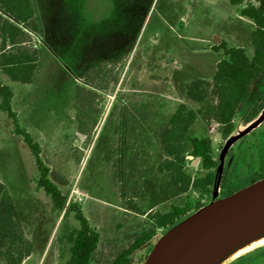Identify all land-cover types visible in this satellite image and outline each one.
Returning <instances> with one entry per match:
<instances>
[{
    "label": "rangeland",
    "instance_id": "rangeland-1",
    "mask_svg": "<svg viewBox=\"0 0 264 264\" xmlns=\"http://www.w3.org/2000/svg\"><path fill=\"white\" fill-rule=\"evenodd\" d=\"M32 2L39 25L32 42L41 50L36 76L26 86L0 78L14 89L13 108L21 127L40 144L49 178L68 201L79 203L99 233L97 264H106L150 228L149 214L172 205L194 209L263 173L264 82L253 89L252 102L262 105L258 115L248 121L252 103L246 104L227 139L220 138L213 118L212 76L217 61L225 58L213 35L252 56L253 23L239 15L238 6L228 0ZM195 79L209 83L201 103L187 95ZM180 103L196 113L184 141L185 171L192 177L204 173L189 155V138L208 137L218 163L215 175L220 171L215 197L213 187L206 199L194 189L182 194L169 173L157 170L163 158L159 130ZM130 160L144 173L134 199L121 195L122 163ZM37 177L27 145L0 111V183L18 229L31 243V254L21 264H64L67 235L78 223L73 213L52 210L50 197L36 188ZM165 232L158 230L137 249L130 264H141ZM0 264H5L1 257ZM221 264H264V242Z\"/></svg>",
    "mask_w": 264,
    "mask_h": 264
},
{
    "label": "trees",
    "instance_id": "trees-1",
    "mask_svg": "<svg viewBox=\"0 0 264 264\" xmlns=\"http://www.w3.org/2000/svg\"><path fill=\"white\" fill-rule=\"evenodd\" d=\"M228 1L231 5L239 7L238 13L241 17L253 23L250 33L252 56L248 57L241 47H227L224 41L215 46L216 50H222L225 57L217 61L212 76V95L215 98L213 118L219 125L222 140L227 139L233 132L234 119L246 104L252 103L248 121L258 115L262 105H258L256 101L252 102L253 89L264 82V0ZM38 30L31 0H0V73L10 81L21 84L32 82L41 55V50L32 42V36L36 35ZM208 86V81L195 79L187 86V95L190 100L201 103L206 98L205 90ZM11 98V89L0 80V111L11 121L13 134L21 137L30 151L38 172L36 188L42 189L50 197L54 212H64V215L71 212L78 223V228L67 235L70 247L64 264H97L95 253L99 233L90 225L79 203L68 201L67 196L62 194L59 187L49 178V167L41 158L40 144L20 126L16 112L11 108ZM195 120L196 113L180 103L171 114L168 124L160 128L158 139L163 158L157 170L159 173H169L180 191L194 189L200 198L206 199L212 194L218 165L212 157L211 140L208 137L189 138V155L199 158V165L204 173L192 177L185 171L188 154L184 149V141ZM134 163L135 160L122 163L121 195L124 198L129 195V199H134L140 194V181L144 173L142 174ZM132 172H138V178L134 177ZM261 178H264V170L257 178L220 191L219 198L228 196ZM207 203L208 200L198 202L194 209L188 204L172 205L167 212L155 211L149 214L151 227L137 233L130 243L106 264H130V256L149 242L158 230L167 231ZM30 254L31 243L18 229L14 210L0 183V257L5 264H21Z\"/></svg>",
    "mask_w": 264,
    "mask_h": 264
},
{
    "label": "water",
    "instance_id": "water-1",
    "mask_svg": "<svg viewBox=\"0 0 264 264\" xmlns=\"http://www.w3.org/2000/svg\"><path fill=\"white\" fill-rule=\"evenodd\" d=\"M218 44L220 38L213 35ZM198 163L199 158H193ZM220 179L217 170L213 196ZM264 229V178L215 198L169 228L141 264H213ZM259 231V232H258ZM256 232H258L256 234ZM256 234L255 237L251 235ZM233 249V250H232Z\"/></svg>",
    "mask_w": 264,
    "mask_h": 264
},
{
    "label": "bare ground",
    "instance_id": "bare-ground-1",
    "mask_svg": "<svg viewBox=\"0 0 264 264\" xmlns=\"http://www.w3.org/2000/svg\"><path fill=\"white\" fill-rule=\"evenodd\" d=\"M264 231V229L263 230H260V232H263ZM259 232V231H258ZM258 232H256V234L258 233ZM256 234H253V235H251V237L253 238V237H255L256 236ZM257 242H264V236L263 237H261V238H259L258 240L257 239H255V240H253V241H251L250 243H248V244H246V245H244V246H241L240 247V243H238V244H236L235 246H234V250H233V252L231 253V254H229V253H225L224 255H222L217 261H215L213 264H221L224 260H226L227 258H229V257H231V256H236V255H238L239 253H242L243 251H245L247 248H249V247H251V246H253L254 244H256Z\"/></svg>",
    "mask_w": 264,
    "mask_h": 264
},
{
    "label": "crops",
    "instance_id": "crops-1",
    "mask_svg": "<svg viewBox=\"0 0 264 264\" xmlns=\"http://www.w3.org/2000/svg\"><path fill=\"white\" fill-rule=\"evenodd\" d=\"M31 2H32V0H31ZM32 7H33V10H34V5H33V2H32ZM34 14H35V10H34ZM36 16V15H35ZM37 22H38V20H37ZM38 28H39V25H38ZM38 69V68H37ZM36 73H37V70H36ZM36 73H35V76H36ZM0 75H3V74H1L0 73ZM5 76V75H4ZM35 76H34V78H35ZM7 78V77H6ZM34 78H33V80H34ZM0 80H1V78H0ZM7 80H9L8 78H7ZM33 80H32V82H33ZM10 81V80H9ZM1 82H2V80H1ZM11 82H13V81H11ZM31 82V83H32ZM16 83H18V82H16ZM31 83H29V84H31ZM2 84H3V82H2ZM20 84V86H26V85H29V84H21V83H19ZM4 85H6V84H4ZM8 86V85H7ZM9 87V86H8ZM10 88V87H9ZM11 89V88H10ZM11 91H12V98H11V108H12V110H14L15 112H16V114H17V117H18V113L19 112H17L14 108H13V100H14V89L12 90L11 89ZM26 94V93H25ZM25 94L23 95V96H25ZM21 99H20V102H24L23 101V99H24V97H22V95H21V97H20ZM3 113V112H2ZM18 120H19V117H18ZM19 124H20V122H19ZM21 126V125H20ZM162 173H166V172H162ZM180 191V190H179ZM180 192H182V191H180ZM183 193H185V192H182V194Z\"/></svg>",
    "mask_w": 264,
    "mask_h": 264
}]
</instances>
